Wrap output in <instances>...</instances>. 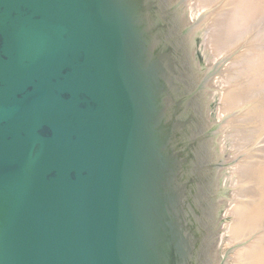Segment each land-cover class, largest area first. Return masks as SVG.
<instances>
[{
  "label": "water",
  "instance_id": "95a60500",
  "mask_svg": "<svg viewBox=\"0 0 264 264\" xmlns=\"http://www.w3.org/2000/svg\"><path fill=\"white\" fill-rule=\"evenodd\" d=\"M194 20L185 0H0V264L227 263L219 62Z\"/></svg>",
  "mask_w": 264,
  "mask_h": 264
},
{
  "label": "rangeland",
  "instance_id": "374dc122",
  "mask_svg": "<svg viewBox=\"0 0 264 264\" xmlns=\"http://www.w3.org/2000/svg\"><path fill=\"white\" fill-rule=\"evenodd\" d=\"M185 2L187 8L188 6L190 8V19L200 17L194 26H204L203 47L211 53L213 62H219L218 70L212 76L209 85L211 99L216 106L213 110L214 117L220 123L218 130L220 134L217 136L218 145H223L220 148V159L226 163L221 171L229 173L228 169L232 166L238 168L240 164L243 166L253 162L255 164V161L256 163L264 161V119L258 115L259 110H255L264 103V0H185ZM210 22L214 23H212L214 27H211ZM198 45L201 51V45L199 43ZM255 58H259L257 61L260 66L252 65ZM234 89L240 93L235 103L232 102L230 108L222 107L224 110L219 112L218 106L225 105L221 100V94L233 92ZM228 176L227 180L224 177L225 184L221 181V187L226 185L228 194L230 192L232 194L233 191L244 192L247 185L241 180L242 177L236 173ZM241 185L243 187H240ZM226 202L227 199L222 203L225 207L228 205ZM262 224L258 229L251 230V234H246L243 239L247 238L250 242L254 236L264 233V221ZM221 232L222 234L224 232V236L220 240L219 253L222 254L224 249L230 247L232 250L228 251L226 264H231L235 250L244 247V244H240L242 241L240 239L228 242L225 226L223 231L217 233L216 241H219Z\"/></svg>",
  "mask_w": 264,
  "mask_h": 264
},
{
  "label": "bare ground",
  "instance_id": "6f19581e",
  "mask_svg": "<svg viewBox=\"0 0 264 264\" xmlns=\"http://www.w3.org/2000/svg\"><path fill=\"white\" fill-rule=\"evenodd\" d=\"M259 5H261V4H259ZM189 9L190 8L188 6V12H189V15H191V12L189 11ZM213 14H215V13H213ZM208 15H210V14H208ZM205 16H206V14H205ZM199 18L200 17L195 19L194 23H198ZM212 23H211V27L214 24V23L213 24ZM214 39L217 40L216 38H214ZM219 40H221V39H219ZM257 60H259V58L258 59L255 58L254 63L252 65H256V66L259 65L260 66V64L258 63L259 61H257ZM259 70H261V69H259ZM260 72L262 73V71H260ZM253 73H254V70H253ZM256 73L257 72H255V74ZM232 91L233 92H231V91L229 93L223 92L221 94V100L224 101L225 105L220 104L221 106H218L219 112L223 111L224 107L231 106L232 102L235 103L237 97L240 95V93H238L236 91V89H234ZM239 100H240V98H239ZM258 104L260 105V103H258ZM255 110H257L259 112L258 115H260V118L264 119V103L261 104V106L256 108ZM253 115H254V113H253ZM258 115H257V117H258ZM253 163H249L248 165L245 164L243 166H241V164H240L239 166H237L238 168H236V166H232L231 168L228 169L229 173L221 171V181H223L224 184L226 183L225 181L229 177L228 174L231 175V174L236 173V174H239L240 178L242 177L241 180H244L245 185H247V188L244 190V192H240L241 190L239 191L241 194L237 193V192L235 193L233 191L232 194H231V192L229 194L227 193V197L222 198L223 201L225 199L228 200V202H226L228 204L226 207L224 204L222 205V208L224 210H223V213L221 215V217L224 216V219L229 220L228 222L227 221L224 222V226L226 227V232L228 233V236L226 239L228 242L240 239V241L242 240L240 242V244H242V245L244 244L243 245L244 247H242V248L240 247V248H237V250H235L233 262H231V264H264V233L254 236L253 240L250 238L251 239L250 242L247 241L248 240L247 238L245 240L243 239L244 237L249 235L248 233H250L251 230H253L254 228L258 229L259 225H261L264 221V161H260L257 163L255 161V164H253ZM224 177L226 178V180L224 179ZM232 181H235V180H232ZM240 187H243V186L241 185ZM225 188H226V185H224L222 187V192L225 190ZM238 189H240V188L238 187ZM223 201H222V203H223ZM217 233H219V231ZM223 236H224V232H223V234L221 232L219 234V241L218 242H220V240L223 238ZM250 237H251V235H250ZM216 239L218 240V236H216Z\"/></svg>",
  "mask_w": 264,
  "mask_h": 264
}]
</instances>
